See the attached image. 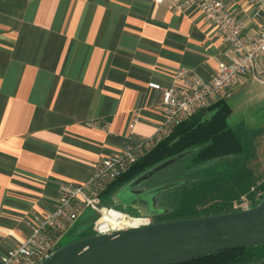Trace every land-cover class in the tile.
Segmentation results:
<instances>
[{"label":"crops","instance_id":"obj_1","mask_svg":"<svg viewBox=\"0 0 264 264\" xmlns=\"http://www.w3.org/2000/svg\"><path fill=\"white\" fill-rule=\"evenodd\" d=\"M222 1L245 38L264 27V12L247 0ZM227 51L196 5L0 0V254L53 207L61 183L88 181L122 148L134 115L135 136L154 133L161 92L148 83L172 85L179 67L208 79ZM258 85L264 57L227 97Z\"/></svg>","mask_w":264,"mask_h":264},{"label":"built area","instance_id":"obj_2","mask_svg":"<svg viewBox=\"0 0 264 264\" xmlns=\"http://www.w3.org/2000/svg\"><path fill=\"white\" fill-rule=\"evenodd\" d=\"M163 0H155L162 2ZM257 11L264 12V0H247ZM196 5L205 19L218 28L228 44L225 57L217 62L214 74L204 79L195 71L179 67L173 74L174 83L162 86L155 82L148 86L161 92L163 118L150 136H135L134 115L128 124L124 145L103 158L86 182L65 181L60 195L51 209L42 215H33L28 221L29 232L5 252L0 264H38L59 246L61 237L69 234L85 210L97 215L93 233H107L125 227L147 225L151 216L129 214L102 203L101 195L107 186L128 170L139 158L165 138L175 126L196 112L209 107L214 101L229 95L231 87L241 83L254 63L264 57V27L250 39L245 38V24L227 11L222 0H170L174 10ZM250 202L244 206H250Z\"/></svg>","mask_w":264,"mask_h":264},{"label":"trees","instance_id":"obj_3","mask_svg":"<svg viewBox=\"0 0 264 264\" xmlns=\"http://www.w3.org/2000/svg\"><path fill=\"white\" fill-rule=\"evenodd\" d=\"M230 112L226 98L221 97L175 126L107 186L101 195L102 202L124 211L110 201L111 193L154 165L184 154L142 184L146 188L172 185L156 196L157 206L166 212L154 217V221L238 210L241 207L233 205L242 196L250 199L251 206L256 205L264 197V178L261 175L247 178L246 165L239 164L243 147L227 122ZM96 217L93 211L85 210L69 232L72 241L93 234ZM246 248L225 249L178 264H264V256Z\"/></svg>","mask_w":264,"mask_h":264},{"label":"water","instance_id":"obj_4","mask_svg":"<svg viewBox=\"0 0 264 264\" xmlns=\"http://www.w3.org/2000/svg\"><path fill=\"white\" fill-rule=\"evenodd\" d=\"M183 155L142 172L111 193L110 201L134 210L139 216L165 213L157 206L156 196L171 184L135 188ZM261 243H264V197L254 206L229 212L93 233L56 248L38 264H178L221 250Z\"/></svg>","mask_w":264,"mask_h":264},{"label":"rangeland","instance_id":"obj_5","mask_svg":"<svg viewBox=\"0 0 264 264\" xmlns=\"http://www.w3.org/2000/svg\"><path fill=\"white\" fill-rule=\"evenodd\" d=\"M231 109L227 118L228 124L242 143L243 155L239 164L246 165L249 177L264 178V85L246 92H238L236 96L225 97ZM238 164V165H239ZM239 189V187H235ZM250 199L242 196L237 203L244 206ZM237 203L233 206L236 207ZM97 217L95 218V220ZM73 236L65 234L59 241V246L71 242ZM247 251L264 256V243L246 246Z\"/></svg>","mask_w":264,"mask_h":264},{"label":"flooded vegetation","instance_id":"obj_6","mask_svg":"<svg viewBox=\"0 0 264 264\" xmlns=\"http://www.w3.org/2000/svg\"><path fill=\"white\" fill-rule=\"evenodd\" d=\"M144 188H146V187L143 186V185H140V186H138L137 188H135V190H138V189H144ZM249 202H250V201H249ZM250 204H251V202H250ZM115 206H117V205H115ZM117 207L123 209L125 212H127V213H129V214H134V213H135V211L132 210V209H130V208H124V207H122V206H117ZM234 207H235V206H234ZM236 207H240V203H237ZM135 214H136V213H135Z\"/></svg>","mask_w":264,"mask_h":264}]
</instances>
